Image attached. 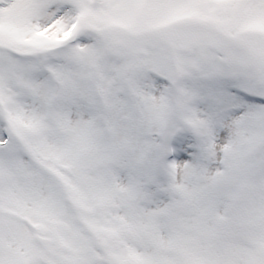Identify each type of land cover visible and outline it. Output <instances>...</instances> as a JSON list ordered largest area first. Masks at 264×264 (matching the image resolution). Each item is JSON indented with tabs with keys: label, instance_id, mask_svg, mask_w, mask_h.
I'll use <instances>...</instances> for the list:
<instances>
[{
	"label": "rangeland",
	"instance_id": "obj_1",
	"mask_svg": "<svg viewBox=\"0 0 264 264\" xmlns=\"http://www.w3.org/2000/svg\"><path fill=\"white\" fill-rule=\"evenodd\" d=\"M89 2L0 0L16 52L108 28L48 56L0 47V261L264 264V103L235 89L221 113L215 92L264 96V0ZM145 27L154 49L127 39Z\"/></svg>",
	"mask_w": 264,
	"mask_h": 264
}]
</instances>
